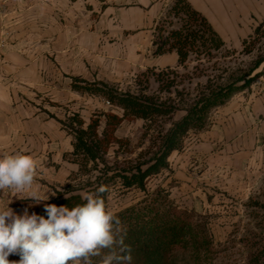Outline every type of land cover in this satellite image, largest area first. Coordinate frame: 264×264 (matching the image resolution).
<instances>
[{"label":"crops","instance_id":"1","mask_svg":"<svg viewBox=\"0 0 264 264\" xmlns=\"http://www.w3.org/2000/svg\"><path fill=\"white\" fill-rule=\"evenodd\" d=\"M174 1L0 0V153L22 152L37 161L36 184L44 198L35 204L26 194L5 190L0 204L17 214L28 208L29 214L40 215L78 172L74 139L62 122L78 113L88 124L105 100L76 85L113 86L126 70L178 66L175 52L155 56L153 41ZM187 1L219 35L217 25L264 20V0ZM256 84L213 111L210 127L199 133L188 156L209 162L220 144L225 153L228 147L236 152L260 145L264 79ZM182 165L176 167L178 178Z\"/></svg>","mask_w":264,"mask_h":264},{"label":"rangeland","instance_id":"2","mask_svg":"<svg viewBox=\"0 0 264 264\" xmlns=\"http://www.w3.org/2000/svg\"><path fill=\"white\" fill-rule=\"evenodd\" d=\"M166 14L158 27L164 26ZM172 21L174 24L168 30L179 26L177 19ZM260 23L217 25L222 27L220 35L226 49L221 54L213 53L209 60L199 62L192 55L184 65L173 68L126 70L121 82L113 86L149 97L161 105L164 114L150 123L142 119L124 121L115 133L120 142L110 146L104 155L107 165L120 170L148 161L161 144V138L185 116V109L196 100L209 77L211 85H217L226 76L225 70H249L264 58V34L259 40H248ZM158 35V31L155 32L153 41L160 42ZM246 39L247 50H244ZM227 50L233 53L227 54ZM257 73L260 75L250 88L264 79V63L254 74ZM97 111L122 115L117 107L106 105L94 113ZM213 111L204 130L211 125ZM101 121L100 133L105 128V119ZM200 132L189 131L181 150L169 157V168L148 178L146 191L127 190L120 180L109 182L106 207L118 213L140 202L144 205L145 200L150 201L155 195H168L169 205L183 213L182 223L186 226L183 244L174 251L171 264H253L264 248V139L250 151L234 152L228 147L225 153L226 147L220 144L213 160L201 162L193 155L188 156ZM174 156L179 159L178 166L183 164L181 178L176 176L178 166ZM98 175V172H91L84 181H92ZM79 183L70 177L64 188ZM81 194L84 197L88 193L82 191ZM108 251L102 250L100 256L92 257V264H101ZM8 259L18 261L20 257L10 255Z\"/></svg>","mask_w":264,"mask_h":264},{"label":"trees","instance_id":"3","mask_svg":"<svg viewBox=\"0 0 264 264\" xmlns=\"http://www.w3.org/2000/svg\"><path fill=\"white\" fill-rule=\"evenodd\" d=\"M173 19H177L179 26H173ZM164 26L156 27L159 35L154 41L155 56L175 52L179 65H184L194 55L199 62L212 58V54H221L226 49V43L216 32L208 19L195 10L187 0H175L163 20ZM166 25V26H165ZM264 21L255 29L248 40H259L264 34ZM247 39L243 41L247 50ZM227 50V54H230ZM227 57V56H224ZM264 58L259 59L249 70H225L226 76L222 82L211 85L209 81L197 96L196 100L185 109V116L173 124L171 129L161 138V144L148 161L138 163L131 168L113 169L107 165L104 155L113 144L119 143L115 137L116 130L124 121L142 119L147 123L164 114L161 105L152 99L131 91H121L115 86L103 82L85 83L75 88L85 91L92 96L101 97L113 107H117L122 115L107 111H97L86 122L78 113L72 114L62 122L63 128L73 136L74 151L72 161L79 166L78 172L72 180L80 182L77 186L68 185L62 192H57L54 200L47 204L67 206L69 208L85 203L81 192L95 193L104 186L102 194L107 199L109 182H119L127 190L139 189L146 191V182L152 175H157L169 168L168 159L176 151L181 150L184 137L191 130L202 131L206 128L210 113L226 105L233 96L249 89L260 73L254 74L262 64ZM105 119V128L99 132L101 120ZM102 166V167H101ZM91 172H98L94 180H85ZM168 194V193H167ZM168 201V195H155L150 201L145 200L115 213L121 222V235L124 245L130 247L132 264H171L173 253L183 244L186 226L183 213ZM40 216L47 218L44 209ZM117 254L119 246L116 247ZM264 264V248L257 262Z\"/></svg>","mask_w":264,"mask_h":264},{"label":"clouds","instance_id":"4","mask_svg":"<svg viewBox=\"0 0 264 264\" xmlns=\"http://www.w3.org/2000/svg\"><path fill=\"white\" fill-rule=\"evenodd\" d=\"M37 175V161L31 155L0 153V192L26 194L39 204L44 198ZM105 191L101 186L84 196L85 203L71 208L45 204L47 218L29 214L28 208L17 214L9 204H0V264H92V257L105 249L109 251L101 264H131V249L124 245L120 220L106 207ZM10 255L20 259L10 261Z\"/></svg>","mask_w":264,"mask_h":264},{"label":"built area","instance_id":"5","mask_svg":"<svg viewBox=\"0 0 264 264\" xmlns=\"http://www.w3.org/2000/svg\"><path fill=\"white\" fill-rule=\"evenodd\" d=\"M105 105L108 107H113L109 102L105 101Z\"/></svg>","mask_w":264,"mask_h":264}]
</instances>
